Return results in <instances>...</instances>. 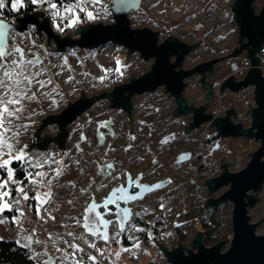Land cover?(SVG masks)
<instances>
[{"label":"flooded vegetation","instance_id":"flooded-vegetation-1","mask_svg":"<svg viewBox=\"0 0 264 264\" xmlns=\"http://www.w3.org/2000/svg\"><path fill=\"white\" fill-rule=\"evenodd\" d=\"M234 24L238 27L236 21ZM57 34L61 38L65 37ZM166 38L159 36L158 44ZM40 39L48 46L55 45L57 49L54 38L46 36ZM246 40L247 38L244 39ZM201 41L202 39L190 44L199 47ZM111 42L90 49H101ZM114 45L119 52L129 51L127 47L118 43ZM235 48L226 54H212L209 57L196 55L195 58L193 48L183 55L179 64L176 60L180 50L177 53H170L168 64L174 65L172 70L174 74L168 72L163 76L168 81L160 79L155 87L141 92L130 90L128 86L133 79L144 76L148 70L140 73L131 70L128 73L124 67L123 69L102 67L98 75H93V83L99 89L92 93L81 89L79 96L72 100L75 101L82 96L92 97L90 106L68 122L63 131L58 122L46 120L49 115L60 111L50 113L41 120H35V127L30 130L27 143L33 140L35 151H56L55 153L61 155L69 153L73 160L81 159L84 171H79L75 166L65 175L63 182L64 188L70 191L68 196L76 205L83 207L82 210L93 198L97 203H103L104 200L112 198L115 189L127 188L129 194H135L137 191L140 193L141 198L121 204V207L131 208L133 214L139 213L138 217L135 215L130 217V221L137 227L148 224L145 228L150 232L154 221L171 216L174 228H183L186 233L201 231L202 238L206 231L203 227L205 223L217 220L212 215L221 207L220 204L230 201L229 199L223 201L215 205L214 209L211 204H207L209 200L218 198V195L211 193L213 191L207 180L221 176L225 170L228 174L242 170L263 144L262 138L246 135L225 136L220 132L224 118L233 125L240 124L243 129L251 128L253 132L258 130L255 121L262 120V111L256 100V84L232 88L231 84L245 80L252 66L251 58L247 57V49L232 55ZM64 50L56 53H62ZM134 54L143 58L138 51H132L129 56ZM257 55L260 60L258 67L261 69V76L264 77V42ZM220 57V60L210 68L204 69V72L196 71L182 77L181 103L178 95L169 89L168 82L176 83L178 72L184 73L206 61ZM238 57H242L241 60ZM131 59L126 65L132 64ZM147 60L152 62L150 66L152 67L155 57ZM224 67L227 70L226 74L220 71ZM229 81L231 84H228ZM118 87H125L122 94L118 96L106 94ZM193 87L197 89L195 96L191 94ZM98 107L108 114L94 117L91 111ZM84 115H87V120L83 119ZM101 133H104L103 137ZM82 136L86 139L82 140ZM238 143L243 144L241 146L244 147L243 151L247 150L248 146L251 149L245 154L248 157L246 162L237 169H231L230 166L236 164L239 159L236 148ZM129 145L132 146L130 149ZM84 161H87V164L83 163ZM260 161H264V153L260 156ZM107 164H113L115 167L105 172L102 169ZM133 180H139L140 184L149 187L157 184L160 187L151 191L135 189L132 185ZM69 181L75 183V188L68 184ZM263 188L264 181L260 189ZM161 203L165 208L160 207ZM109 208L115 213L112 205H109ZM105 218L115 220L116 216L109 214ZM148 218H153V222ZM123 245L130 247L131 242L124 239Z\"/></svg>","mask_w":264,"mask_h":264},{"label":"snow or ice","instance_id":"snow-or-ice-1","mask_svg":"<svg viewBox=\"0 0 264 264\" xmlns=\"http://www.w3.org/2000/svg\"><path fill=\"white\" fill-rule=\"evenodd\" d=\"M28 6L43 9L54 27L64 32L99 19L102 0H0V15L5 11L17 14ZM52 55L43 43L37 44L29 34L18 32L10 19L0 18V224L10 223L18 233L27 232L23 242L20 239L15 242L28 250L32 264H119L122 254L141 249V242L133 233L147 231L130 221V217H138L139 213L121 207L122 203L141 198L138 191L129 194L127 188L115 189L112 198L103 203L93 198L81 215H62L59 226L63 231L48 227V222L55 223L61 214L63 177L73 165L84 171L80 158L73 160L69 153L35 151L33 140L23 142L24 136L35 127L34 118L41 105L47 102L49 108L60 106L55 78L67 68V57H62L63 64H54ZM114 167L107 164L102 170L107 172ZM68 184L76 186L71 181ZM132 185L146 191L160 187L142 185L139 180H133ZM67 203L71 205L73 200ZM160 207L163 209L165 205L161 203ZM109 214L116 219H106ZM26 224L34 226L28 230ZM124 239L131 242L130 247L123 246Z\"/></svg>","mask_w":264,"mask_h":264},{"label":"water","instance_id":"water-1","mask_svg":"<svg viewBox=\"0 0 264 264\" xmlns=\"http://www.w3.org/2000/svg\"><path fill=\"white\" fill-rule=\"evenodd\" d=\"M110 1L109 7L114 21L104 23L103 19H98L86 22L79 26L76 33L78 36H74L72 32L63 35L56 28H52L49 18L44 16V11L25 12L15 18H0L10 19L18 32H24L30 24L35 25L38 32H44L48 38L55 39L57 44L55 51H62L67 46L95 48L112 41L113 43L127 47L129 54L132 51H138L146 59L155 57L152 67L146 68L148 72L144 76L131 81L128 86L130 90L134 89L141 92V90L155 87L160 79L168 81L163 76L167 75L168 72L173 73L174 65L168 64L170 53H177L180 50L176 60V63L179 64L183 55L196 47L195 44L191 45L190 43H194L197 38H185L178 33H174L158 44L159 31L156 30V25L138 26L137 28L134 21H132L131 12L140 9L143 0ZM253 1L235 0L234 4H232L233 16L239 27L238 37L241 42L233 46V48H237L231 54L235 55L247 49V57L251 58L252 66L245 80L234 85L229 81L228 84H231L233 89L256 84V100L260 105L259 109L262 111V120L255 121L258 130L253 132L251 128L243 129L240 124L233 125L227 121V118H224L220 132L225 136L246 135L247 137L262 138L263 144L253 154L252 160L242 170L229 174L225 170L221 176L207 180L211 191H215L221 185L229 183L228 188L223 189V192L217 194V199L209 200L207 204L215 206L228 199L233 201V213L231 214L233 237L231 244L227 248H221L223 242L221 238H218V242L206 245L202 241L201 232H198L193 237L194 241L192 244L195 248L190 249L188 252L183 249L184 244L187 242L186 240L180 244H176L175 246L178 248L173 250H171L169 245L159 244L160 250L171 261L168 264H264V230H255L258 222L255 223L249 214V206L253 205L256 201L254 197H261L259 189L264 181V161H260V156L264 153V77L261 76V69L258 67L260 60L257 57V53L264 42V6L259 13H255ZM54 31L65 37L61 38ZM245 38H247L246 41H244ZM232 49L219 54H226ZM220 59L221 57L213 58L189 71L181 74L179 72L176 73V83L169 81V89H172L178 95V100L182 103V77L196 71L204 72V69L210 68ZM134 72L137 73V70ZM124 89L125 87H118L113 92L106 94L118 96L123 93ZM92 101V97L86 98L82 96L70 102L59 113L49 115L46 120L58 122L63 131V127L88 108ZM62 137L59 138L61 146L63 145ZM248 190H254L255 192L249 193ZM248 195H250L249 199H247Z\"/></svg>","mask_w":264,"mask_h":264},{"label":"rangeland","instance_id":"rangeland-1","mask_svg":"<svg viewBox=\"0 0 264 264\" xmlns=\"http://www.w3.org/2000/svg\"><path fill=\"white\" fill-rule=\"evenodd\" d=\"M110 2V0H102V6L99 9V19H103L104 23L114 21L112 11L109 7ZM234 2L235 0H143L141 8L137 11H132L131 15L133 18L132 21H134L135 27L137 28L138 26L156 25V30L159 31L160 38L169 37L170 34L178 33L185 38H197L195 42L202 39V44L199 47L194 48V51H192L193 58L197 57L196 55L209 57L212 54H219L232 49L233 46L241 42L238 37L239 27H237L233 22L234 13L232 11V4H234ZM252 4L254 5L255 13L260 12L264 6V0H254ZM41 11H43V9ZM44 16L46 17L47 15L44 14ZM52 27H54V24H52ZM78 28L79 26L74 29H66L61 33L63 35H67L72 32L74 36H78L76 34ZM24 32L29 34L32 38H35L37 44L43 42L40 38H46V34L44 32H38L37 27L32 24H30L28 29ZM25 43H29V41L26 40ZM44 48L48 53L54 54L51 57L52 63L63 64L64 61L62 57H67L68 66L61 73V75L55 78L56 88L59 92V96L57 98L60 101V106L58 108H49L47 102H45L38 109L39 114L35 116V120H41L50 113L61 111L68 105L69 101H72L79 96L81 89L86 90L89 93L97 91L99 87L94 85L93 75H98V71L102 69V67L108 69H123L124 67L128 73L131 70H137V73H140L145 71L146 68H149L152 64L149 60L143 57L145 59L144 60L136 54L129 56V52H119V49L112 42L101 49L67 46L62 53H56L55 45L48 46L45 44ZM73 52L75 55H72ZM238 58L241 60L242 57ZM130 59L132 60V64L126 65L129 63ZM117 61H119V63H117ZM220 71L223 74L227 73L225 67L221 68ZM69 77H71V79H69ZM196 90L197 89L195 87L191 88L192 96H195V93L197 92ZM91 113L94 117H102L108 114L99 107L93 108ZM83 119L87 120V115H84ZM29 134L30 131L24 136V143H27ZM242 145L243 144L238 143V147L236 146V148H238L239 156L237 157L239 159L236 164H232L230 166L231 169L240 167L248 158L245 154L250 151L251 147L248 146L247 150L243 151L244 147H241ZM237 164L239 166H237ZM74 168L75 165L71 167L68 173H70ZM64 179L65 176L63 177V181ZM228 185L229 184L221 185V187L211 193L217 195L220 192H223V189L228 188ZM259 190L261 197H254L256 198V201L253 205L249 206V214L255 223L258 222L255 230H264V188ZM69 192L70 191L67 188L60 190L61 199L59 203L61 205V214L57 215V221L55 223L52 221L48 222V227L53 231H63V228L59 226L62 222V215L78 216L83 213V207L76 205L74 202L71 205L67 203V200L71 199L68 196ZM251 192L255 191L249 190V193ZM249 198L250 195H248L247 199ZM233 204L234 203L231 200L225 204H220L222 208L219 207L212 215L219 223V227L216 230L217 232L214 237L215 239L221 238V241L223 242L221 248L229 247L233 237V228L231 226ZM211 207L213 209L215 208V206ZM193 209L196 210V208ZM170 217L163 218L161 223H158L159 229L167 231L164 227H173V220ZM148 219L150 222H153V218ZM33 226V224H26L25 228L31 230ZM138 227L141 226L139 225ZM142 227L145 228L147 225H143ZM197 233L198 232H195V230L186 233V237L184 239L187 242L184 244L183 248L186 252L195 248L192 243L194 241L193 237H195ZM133 234L138 237L142 245L143 234H139V232ZM24 235H27V232L18 233L17 229L11 226L10 223L0 224V237L17 236L23 238ZM40 235L41 238H44L45 233L43 229H40ZM123 246L126 247L125 245ZM169 246L172 248L171 250L178 248L176 246L173 247V245ZM116 248L117 246L113 244V249ZM160 249L159 245L152 243L151 241L149 244L141 246V249L134 250V253H136L135 256L138 258L129 259L131 254H122L119 264H138V262L139 264H146L150 258L164 255ZM169 263H171L170 260Z\"/></svg>","mask_w":264,"mask_h":264},{"label":"trees","instance_id":"trees-1","mask_svg":"<svg viewBox=\"0 0 264 264\" xmlns=\"http://www.w3.org/2000/svg\"><path fill=\"white\" fill-rule=\"evenodd\" d=\"M41 10L42 9H39L36 6H28L27 8H25L24 10H22L20 13L17 14L10 13V11H5L3 15H0V17L15 18L17 16L22 15L25 12H33V11H41ZM45 14L49 17L50 24L52 26L53 24L52 19L46 12ZM158 223H161V220H157L156 222L154 221L152 223L153 229H151L150 232L147 231V239L149 238V240H151L152 243H155L157 245L164 244L167 246L168 244H170L175 246L176 244H180L184 242L185 240L184 238L186 237V231L183 228L178 229L174 227L171 228L164 227L165 230L167 231H162V229H159ZM203 227L206 231L204 233V236L202 237L203 238L202 241L206 245H212L219 241L214 237L217 232L216 230L219 227L218 220H213L210 221L209 223H205ZM21 238L17 236H8V237H3V239L0 240V264H29L30 262H32L29 259L28 250L22 248L20 245L16 244L15 242L17 239H20L23 242V239ZM133 255H136V253L131 254L129 256V259H134Z\"/></svg>","mask_w":264,"mask_h":264},{"label":"built area","instance_id":"built-area-1","mask_svg":"<svg viewBox=\"0 0 264 264\" xmlns=\"http://www.w3.org/2000/svg\"><path fill=\"white\" fill-rule=\"evenodd\" d=\"M142 244H147L150 243L149 238L147 239V231L143 233V238H142ZM169 260L167 256H155L149 259V261L146 264H168ZM139 264V262H138Z\"/></svg>","mask_w":264,"mask_h":264}]
</instances>
